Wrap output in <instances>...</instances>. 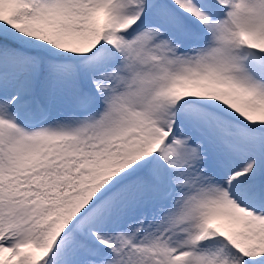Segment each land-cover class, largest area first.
<instances>
[{
  "label": "snow or ice",
  "instance_id": "1",
  "mask_svg": "<svg viewBox=\"0 0 264 264\" xmlns=\"http://www.w3.org/2000/svg\"><path fill=\"white\" fill-rule=\"evenodd\" d=\"M0 264H264V0H0Z\"/></svg>",
  "mask_w": 264,
  "mask_h": 264
}]
</instances>
